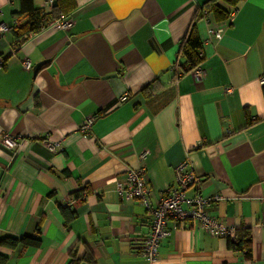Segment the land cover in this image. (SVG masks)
Masks as SVG:
<instances>
[{
	"label": "crops",
	"instance_id": "0c3cea01",
	"mask_svg": "<svg viewBox=\"0 0 264 264\" xmlns=\"http://www.w3.org/2000/svg\"><path fill=\"white\" fill-rule=\"evenodd\" d=\"M207 1L74 0L60 15L73 21L69 28L48 26L51 18L16 49L13 30L0 32V238L38 228L41 238L39 247L0 246L7 264H67L75 246L96 264H149L141 249L150 213L121 196L117 182L144 167L156 205L185 159L200 177L187 197L217 196L208 213L236 234L250 229L253 259L229 245L232 237L187 219L168 222L157 264H264V0H218L230 11L222 20ZM14 20H28L20 0H0V23ZM192 30L202 42L201 79L183 72L179 54ZM5 134L27 140L8 148Z\"/></svg>",
	"mask_w": 264,
	"mask_h": 264
},
{
	"label": "built area",
	"instance_id": "2783aa9c",
	"mask_svg": "<svg viewBox=\"0 0 264 264\" xmlns=\"http://www.w3.org/2000/svg\"><path fill=\"white\" fill-rule=\"evenodd\" d=\"M57 0H46V4L53 6ZM207 11H205L206 13ZM17 20L14 21V24ZM73 24V21L68 18L59 17L49 22L48 26L56 28H69ZM47 26L42 25L41 29H45ZM10 29L9 25L0 23V32H5ZM210 34L214 37L221 38L223 35V29H210ZM16 49V48H15ZM14 51V48L12 49ZM5 58L0 57V68L4 65ZM22 65L25 69L31 70L32 64L29 59H24ZM195 76L197 79H201L204 76V71L197 67L195 68ZM264 83V79L262 80ZM227 92H231L232 88L226 89ZM128 94L124 93L120 101H126ZM94 123V118L89 117L80 126V132L84 137H87L91 133V129ZM2 143L8 148H14L20 146L27 140L23 137H13L9 134H5L1 137ZM47 147L50 150L56 151L60 146V142L47 140ZM145 156V153H143ZM189 160L185 159L182 163L176 167V183L172 185L159 199L156 205H152L150 202V195L152 189L145 177V168L130 167L126 171V176L123 180L117 182V191L121 196L127 199H136L140 201L150 213V227L151 230L147 238L142 243L141 255L149 264H157L159 259V246L163 238L170 235V231L167 228L169 221L180 222L187 219H194L198 222V225L206 230L211 235L232 237L236 239V229L232 227H226L222 222L212 217L208 211L207 206L216 200L217 196L205 197L202 195H196L194 197H187L186 190L200 181L192 170V168L186 169L189 165ZM260 226L264 229V213Z\"/></svg>",
	"mask_w": 264,
	"mask_h": 264
},
{
	"label": "trees",
	"instance_id": "16d2710c",
	"mask_svg": "<svg viewBox=\"0 0 264 264\" xmlns=\"http://www.w3.org/2000/svg\"><path fill=\"white\" fill-rule=\"evenodd\" d=\"M231 4H236L237 0H226ZM74 7V0H57L52 6L50 11L37 8L33 0H20V11L23 14H27L28 20L26 23L19 25L18 21L14 24V21L9 25L15 33L16 43L14 47L19 45L26 39V37L32 33L38 31L42 25L46 24L51 18H58L62 13H66ZM204 7L211 11L217 20H222L230 15V11L223 9L218 5V0H208ZM51 21V20H50ZM202 47L201 39L196 31L192 30L182 41L179 54L186 58L187 66L183 67V72H190L196 67L200 66L203 62V54L200 51ZM154 89L153 84L147 85L143 88V92H151ZM247 124H251V118L247 115ZM70 216L67 214L66 220L69 221L74 217L75 212L71 211ZM237 239L233 240L229 238V245L235 249H241L245 251V257L249 260L253 259L252 250V235L248 228L239 229L237 231ZM41 245L40 231L37 229L33 235H24L15 237L7 235L0 238V246H5L10 249L27 248V247H39ZM77 246L69 252V261L67 264H79L81 261H86L88 264H96L93 254L90 251H86L82 258L78 257ZM8 257L0 254V264H7Z\"/></svg>",
	"mask_w": 264,
	"mask_h": 264
},
{
	"label": "water",
	"instance_id": "95a60500",
	"mask_svg": "<svg viewBox=\"0 0 264 264\" xmlns=\"http://www.w3.org/2000/svg\"><path fill=\"white\" fill-rule=\"evenodd\" d=\"M44 63H46V61H42L41 63H38L37 65H35L33 68L34 73H37Z\"/></svg>",
	"mask_w": 264,
	"mask_h": 264
}]
</instances>
